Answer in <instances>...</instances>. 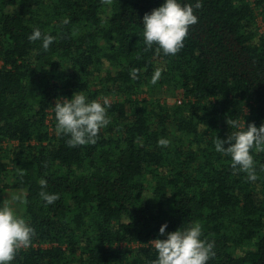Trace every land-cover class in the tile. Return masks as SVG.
I'll return each instance as SVG.
<instances>
[{"label": "trees", "instance_id": "trees-1", "mask_svg": "<svg viewBox=\"0 0 264 264\" xmlns=\"http://www.w3.org/2000/svg\"><path fill=\"white\" fill-rule=\"evenodd\" d=\"M164 2L0 0V202L24 195L17 215L35 230L10 264H152L149 242L195 221L215 242L207 264H264V151L251 181L215 150L240 130L227 119L264 125V0H201L175 56L144 42ZM35 28L55 38L47 51ZM78 92L107 97L110 123L69 147L53 108Z\"/></svg>", "mask_w": 264, "mask_h": 264}, {"label": "clouds", "instance_id": "clouds-1", "mask_svg": "<svg viewBox=\"0 0 264 264\" xmlns=\"http://www.w3.org/2000/svg\"><path fill=\"white\" fill-rule=\"evenodd\" d=\"M104 4H111L112 0H102ZM203 5L201 0H196L195 5L181 4L178 0H165L158 8L152 10L150 14L143 17V37L150 49L153 44L157 45L156 53L162 50L163 54L175 56L183 47L184 40L188 36L190 26L198 22V17L194 14V8L200 9ZM63 24L69 23L65 18ZM32 42L42 40V47L45 51L53 43L54 37L49 34H42L39 28H35L28 37ZM146 49V50H147ZM139 69L132 68L130 75L137 78ZM162 73L161 68H157L152 76L151 83L156 84ZM99 100L87 101L82 92L75 93L71 100L64 99L56 102L53 108L55 113L56 134L67 135L69 147L95 144L100 130L110 123L107 116V108L111 103L107 97ZM228 125L234 129L225 140L217 138L215 150L218 153L231 157V167L247 173L251 181L257 180L255 172V162L251 150L264 151V125L257 127L254 123L245 127L239 120L227 119ZM170 141L161 138L158 146L166 147ZM225 145H228L227 147ZM20 175H24L23 170H19ZM41 188L47 187V181H39ZM40 197L47 205L54 204L58 199V194H49L46 191L39 193ZM14 203L26 204V198L22 194H13L5 199L0 206V264H10L14 260L18 251L31 246L35 230L26 222L23 216L17 215L14 211ZM167 224L160 227V234L165 233ZM202 224L195 221L187 228H180L167 234L164 240L155 239L149 243L158 252V258L152 264H207L209 259L215 257V242L202 239Z\"/></svg>", "mask_w": 264, "mask_h": 264}, {"label": "rangeland", "instance_id": "rangeland-1", "mask_svg": "<svg viewBox=\"0 0 264 264\" xmlns=\"http://www.w3.org/2000/svg\"><path fill=\"white\" fill-rule=\"evenodd\" d=\"M259 23H260V26H261V29L263 30V23H262V20H261V17L259 18ZM11 196L9 195V194H6V197H3L2 198V201L0 202L1 204L3 203V201L5 200V199H8V198H10ZM0 204V206H2ZM16 203H14L13 205H11L12 207H13V209H14V211L16 212V214H18L17 213V207H16V205H15Z\"/></svg>", "mask_w": 264, "mask_h": 264}, {"label": "built area", "instance_id": "built-area-1", "mask_svg": "<svg viewBox=\"0 0 264 264\" xmlns=\"http://www.w3.org/2000/svg\"><path fill=\"white\" fill-rule=\"evenodd\" d=\"M180 101V100H179ZM181 102V101H180Z\"/></svg>", "mask_w": 264, "mask_h": 264}]
</instances>
